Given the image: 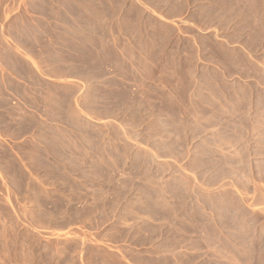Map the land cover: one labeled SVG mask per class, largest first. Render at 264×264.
I'll return each mask as SVG.
<instances>
[{
    "label": "rangeland",
    "instance_id": "1",
    "mask_svg": "<svg viewBox=\"0 0 264 264\" xmlns=\"http://www.w3.org/2000/svg\"><path fill=\"white\" fill-rule=\"evenodd\" d=\"M180 11L177 0H0V264H122L109 249L148 237L135 218L146 229L164 208L198 212L206 193L233 209V264H264V0H218L215 24L199 23L213 10ZM94 16L125 19L109 42L134 61L133 88L106 49L109 77L70 99L74 88L40 81L33 50L57 76L69 20ZM18 81L41 83V97L28 86L17 97ZM73 112L89 124L48 119ZM72 127L104 140V167H22L32 137H8L40 129L48 142L46 130Z\"/></svg>",
    "mask_w": 264,
    "mask_h": 264
},
{
    "label": "crops",
    "instance_id": "2",
    "mask_svg": "<svg viewBox=\"0 0 264 264\" xmlns=\"http://www.w3.org/2000/svg\"><path fill=\"white\" fill-rule=\"evenodd\" d=\"M93 1V0H91ZM182 5L181 17L196 15L198 10H213L212 14L208 11V20L199 23L215 24V10L218 8V0H177ZM222 1V0H220ZM227 1V0H226ZM220 7V5H219ZM162 15H165L164 8L161 7ZM193 13V14H192ZM206 16V13H202ZM71 27L66 31V41L70 44L65 45L71 53L64 63V67L55 71L57 76L53 74L49 77L47 73L54 70L42 65L41 59L37 60L36 49L33 50V61L38 69L37 76L43 80V83H51L55 88L62 86L74 88V92L70 93V99L81 96L88 97L89 86H99L109 77L104 67L103 58L105 50L114 51L113 70L115 71V80L121 77V66L124 68L123 87L129 89L131 86V66L133 60L131 56H124L121 52L119 44H113L115 25H120L125 21L122 17H87L72 18L69 20ZM121 30V28H120ZM118 30V31H120ZM121 32H118L120 35ZM136 34V33H134ZM140 39L141 33L139 36ZM131 39V38H130ZM61 49L59 45L56 47L50 44V49ZM40 56V55H39ZM19 57V56H18ZM41 57V56H40ZM39 57V58H40ZM21 60V56L18 60ZM118 71V72H117ZM129 74V76H127ZM117 75V76H116ZM55 78L63 80L58 82ZM15 95H24V89L30 84L24 81L15 83ZM32 90V91H29ZM41 83L34 84L31 88L28 86L27 93L35 98L41 97ZM60 98L57 104H65L64 95L58 91L52 94L51 98ZM130 97V95H129ZM68 98V99H69ZM13 105L6 102V109L9 113H14ZM17 109L19 106H16ZM33 111L38 113L40 118V109ZM15 115L9 120H15ZM52 123L66 121H82L85 125L89 124V119L82 114L72 113L68 118L66 116H55L48 118ZM58 124V123H56ZM93 132V131H92ZM90 131L87 128H58L56 130H46L43 136L48 138V142H42V135L39 131L33 130L31 134L14 133L8 135L13 141L18 142L24 137H32L34 149L32 157L26 160L27 163L21 165L26 168H99L104 165L106 160L110 159L109 151H106L105 142L98 139L95 143H89ZM98 136L104 137V134ZM39 137V139H38ZM107 154V155H106ZM32 162V164H29ZM39 162V164H37ZM42 162L43 164H40ZM89 162H97L91 165ZM204 201L200 203L199 211H191L183 207L177 209L164 208L161 212H157L152 216L150 223H147L146 229L141 227L140 218H135L136 231L142 232L147 239L143 244H130L128 251L118 252L113 248L109 249L116 259L122 264H233V209L216 208L215 203L211 202V193H206ZM214 197V196H213ZM214 200V198L212 199ZM215 201V200H214ZM216 213H218L216 215ZM220 216L219 218H217ZM140 228V229H139Z\"/></svg>",
    "mask_w": 264,
    "mask_h": 264
}]
</instances>
